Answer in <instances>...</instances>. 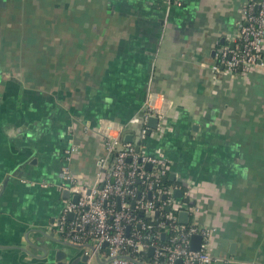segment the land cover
Masks as SVG:
<instances>
[{
    "label": "crops",
    "instance_id": "1",
    "mask_svg": "<svg viewBox=\"0 0 264 264\" xmlns=\"http://www.w3.org/2000/svg\"><path fill=\"white\" fill-rule=\"evenodd\" d=\"M248 1L0 0V245L26 249L0 264L53 261L61 168L97 184L103 129L136 141L119 128L148 100L164 123L143 151L170 160L211 264H264V52L245 75L214 68Z\"/></svg>",
    "mask_w": 264,
    "mask_h": 264
},
{
    "label": "built area",
    "instance_id": "2",
    "mask_svg": "<svg viewBox=\"0 0 264 264\" xmlns=\"http://www.w3.org/2000/svg\"><path fill=\"white\" fill-rule=\"evenodd\" d=\"M178 0H165L169 9ZM242 18L237 31L216 50L215 71L245 75L262 62L264 52V0L248 1L243 5ZM152 117L158 119L155 128L149 125ZM164 116L155 113L148 100L139 114L134 115L129 125H121L119 132L130 125H139L136 141H125L124 135L112 134V128H104L105 153L101 157V175L92 187L82 184L67 166L61 168L63 187L74 195L77 202L69 200L59 218V231L63 238L76 243H96L108 264H136L128 256L147 264H211L218 259L208 252L211 231L196 224L178 221V212L189 208L186 202L174 198L178 184L164 187L162 181L168 176L170 160L163 154L150 155L143 151L151 133H158L163 127ZM154 131V132H152ZM72 147L66 153V160L77 152ZM150 163L151 169L146 165ZM142 181V192L135 185ZM163 195L167 197L164 199ZM144 212L145 219L131 209ZM170 207L165 211V208ZM195 209V207H193ZM157 213V214H156ZM72 215V218H70ZM149 221H156L157 227ZM165 233V242L160 237ZM200 233L204 237L200 250L191 248V237ZM107 243L109 252L103 248ZM154 251L148 258L139 253ZM89 254V250H86ZM93 252L88 264L91 263Z\"/></svg>",
    "mask_w": 264,
    "mask_h": 264
},
{
    "label": "water",
    "instance_id": "3",
    "mask_svg": "<svg viewBox=\"0 0 264 264\" xmlns=\"http://www.w3.org/2000/svg\"><path fill=\"white\" fill-rule=\"evenodd\" d=\"M157 119L152 118L150 120V124L152 122H156ZM125 141H133V135H126L125 136ZM151 164L148 163L146 165L147 168L151 169ZM168 177H165L164 180H166ZM175 175L172 174L169 176V179L174 180ZM187 184V183H185ZM64 193H66V197L70 198L71 195L69 193V190L65 191ZM184 193L185 191L182 189H176L174 190L173 196L175 199H182L184 197ZM167 196L163 195V198L165 199ZM79 196L78 195H74L73 196V201L77 202ZM134 203H133V207H134ZM170 207H167L166 210H169ZM195 209L192 208L190 211L188 210H181L178 214V221L180 223L183 224H189L190 219H189V215L191 212H194ZM157 214V213H156ZM70 218H72V215H70ZM59 223L58 225H56V232H53L51 234H47L44 231H42V233L48 237L51 241H53L56 244L50 245V244H46L43 249L46 252V255L48 254V252L54 251V258L53 261H50V263H46V264H88L90 258H91V253L93 252V257L92 259L97 260L98 263L100 264H108L110 262L111 259L109 258H104L101 255V251L99 250V248L97 247L96 243H76V242H72L68 239L63 238L62 233L59 231ZM163 236H165V233L162 234V238ZM164 239V238H163ZM204 241V237L202 234L200 233H196L193 234L191 237V248L193 250H200L201 246L203 244ZM60 245L59 248L57 245ZM236 247V243L233 242L231 244V251H234ZM0 248L3 249H24L21 246H3L0 245ZM58 248V249H57ZM103 248L106 250V252H109L108 249V245L107 243L103 244ZM26 250V249H24ZM86 250H89V254H86ZM154 251V248L151 247L149 249V255H152ZM128 258L130 260H133L136 264H147L144 261H141L139 259H135L132 258L131 256H128ZM52 262V263H51ZM181 260H178V264H181Z\"/></svg>",
    "mask_w": 264,
    "mask_h": 264
},
{
    "label": "trees",
    "instance_id": "4",
    "mask_svg": "<svg viewBox=\"0 0 264 264\" xmlns=\"http://www.w3.org/2000/svg\"><path fill=\"white\" fill-rule=\"evenodd\" d=\"M162 184L164 185V187H168V186L173 185V184H178L179 186H181L182 183H181V182H177V181H173V180L167 178L166 180H163V181H162ZM135 185L137 186L138 191H140V192H142V190H143L144 187H145V186L143 185L142 181H137ZM187 200H188V199H185V201H187ZM132 201H133V199H130L131 209L133 210V212L136 213L139 217H143V218L147 219V218L145 217V214H144L143 211H141V210H137V209H135V208L133 207V202H132ZM188 202H190V201H188ZM190 205H193V204L190 202ZM165 211H167L166 208H165ZM147 220H148V219H147ZM149 222H151V224L155 226V229H156V228L158 229L157 224H156V221H149ZM160 240H161V242H165V239H163L162 236L160 237ZM139 255H140V256H143V255H144V256H143L144 258H148V257L150 256V255H149V252H146V253H139Z\"/></svg>",
    "mask_w": 264,
    "mask_h": 264
},
{
    "label": "rangeland",
    "instance_id": "5",
    "mask_svg": "<svg viewBox=\"0 0 264 264\" xmlns=\"http://www.w3.org/2000/svg\"><path fill=\"white\" fill-rule=\"evenodd\" d=\"M90 264H100L97 260H92Z\"/></svg>",
    "mask_w": 264,
    "mask_h": 264
}]
</instances>
